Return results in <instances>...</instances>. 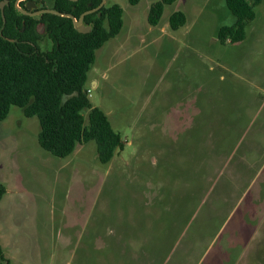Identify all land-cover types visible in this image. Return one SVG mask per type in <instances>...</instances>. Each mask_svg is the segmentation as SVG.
<instances>
[{"label":"rangeland","instance_id":"1","mask_svg":"<svg viewBox=\"0 0 264 264\" xmlns=\"http://www.w3.org/2000/svg\"><path fill=\"white\" fill-rule=\"evenodd\" d=\"M156 1L107 0L124 26L87 87L125 143L110 163L94 141L48 153L18 107L0 122L11 264H264V0L235 44L218 39L235 21L224 0H177L151 26Z\"/></svg>","mask_w":264,"mask_h":264},{"label":"trees","instance_id":"2","mask_svg":"<svg viewBox=\"0 0 264 264\" xmlns=\"http://www.w3.org/2000/svg\"><path fill=\"white\" fill-rule=\"evenodd\" d=\"M8 1L4 8L5 21L0 9V122L8 118L12 107H18L25 117L38 119V142L48 153L67 158L78 146L94 141L99 161L110 163L118 152L124 150L125 143L120 133L113 129L108 116L92 106L87 83L97 51L123 29L122 7L106 5L87 15L84 23L92 30L81 34L69 18L44 14L36 20L17 10L18 0ZM129 1L133 5L139 2ZM176 1L152 3L149 24L158 26L165 7ZM224 1L235 21L219 28L218 39L222 44L242 42L247 27L256 18L255 7L263 0ZM101 2L54 0L51 9L79 19L85 12L99 7ZM169 24L173 31H177L187 24V17L181 11L175 12ZM44 39L50 41V49L42 47ZM213 153L214 156L220 155ZM5 194L6 188L0 183V201ZM0 264H11L1 246Z\"/></svg>","mask_w":264,"mask_h":264},{"label":"water","instance_id":"3","mask_svg":"<svg viewBox=\"0 0 264 264\" xmlns=\"http://www.w3.org/2000/svg\"><path fill=\"white\" fill-rule=\"evenodd\" d=\"M21 0H18L17 3H16V8L17 10H19V12L23 15H30L31 17L32 16H35L36 14H30V13H27L25 10H23L21 7H19V2ZM70 1H77V0H70ZM107 0H102L100 6L97 8V9H94V10H91V11H88V12H85L84 14L81 15V17L79 19H76L73 15L71 14H67V13H61V12H58L56 10H53V9H44L42 11H39L37 14H52V15H56V16H59V17H64V18H69L73 21L74 23V28L81 34H87L89 33L91 30H92V27L91 26H86L84 24V18L85 16L87 15H90L94 12H96L97 10L101 9L102 7H104V5L106 4ZM8 3V0H3L1 3H0V9H1V12H2V16H3V19L5 21V17H4V8L5 6L7 5ZM33 3V2H32ZM33 8H35V5L33 4L32 6H28V9L29 10H32ZM36 19H39V17H36ZM13 42V40H10Z\"/></svg>","mask_w":264,"mask_h":264},{"label":"flooded vegetation","instance_id":"4","mask_svg":"<svg viewBox=\"0 0 264 264\" xmlns=\"http://www.w3.org/2000/svg\"><path fill=\"white\" fill-rule=\"evenodd\" d=\"M79 0H77V1H72V2H78ZM33 2V3H32ZM17 3V2H16ZM21 3L23 4V7L21 6ZM9 4V1H8V3H7V5ZM35 5V8H33L32 10H29L28 9V6H32V5ZM19 7H21L23 10H25L27 13H30V14H36L35 16H32V18H35L36 19V17H39V19H36V20H40L41 19V16L42 15H44V14H37L39 11H42V10H44V9H51V7L50 8H46V6L43 4V2H41L40 0H21L20 2H19ZM107 5V2H106V4L104 5V7ZM16 6V5H15ZM98 8V7H97ZM96 8V9H97ZM103 8V7H102ZM101 8V9H102ZM100 10V9H99ZM99 10H97V11H99ZM19 11V10H18ZM91 11V10H90ZM96 11V12H97ZM95 13V12H94ZM93 14V13H92ZM23 15V14H22ZM24 16H28V17H31L30 15H24ZM99 16H100V14H99ZM81 17V16H80ZM86 17V16H85ZM85 19V18H84ZM85 24V23H84ZM87 26V25H86Z\"/></svg>","mask_w":264,"mask_h":264},{"label":"built area","instance_id":"5","mask_svg":"<svg viewBox=\"0 0 264 264\" xmlns=\"http://www.w3.org/2000/svg\"><path fill=\"white\" fill-rule=\"evenodd\" d=\"M88 93H90V90H88Z\"/></svg>","mask_w":264,"mask_h":264}]
</instances>
